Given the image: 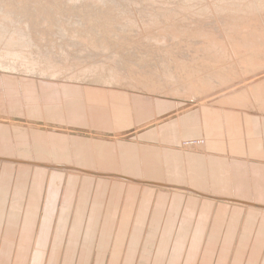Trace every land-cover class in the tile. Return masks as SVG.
I'll return each instance as SVG.
<instances>
[{"label":"crops","instance_id":"crops-1","mask_svg":"<svg viewBox=\"0 0 264 264\" xmlns=\"http://www.w3.org/2000/svg\"><path fill=\"white\" fill-rule=\"evenodd\" d=\"M0 264H264V115L0 72Z\"/></svg>","mask_w":264,"mask_h":264},{"label":"rangeland","instance_id":"rangeland-1","mask_svg":"<svg viewBox=\"0 0 264 264\" xmlns=\"http://www.w3.org/2000/svg\"><path fill=\"white\" fill-rule=\"evenodd\" d=\"M59 1L60 2H58V0H56V1L51 0V2H50V0H10V1L9 0H0V5H1L0 9L2 10V12L4 10H6L9 13L7 15V12H6V16H3L5 11L2 13V16L0 13V16H1L0 21L5 20V21H3L5 25H3L2 21L0 22L1 23L0 24V70H1L0 72H4L7 74H13V75L20 76V77L32 78V79L39 81V82H52V83L71 82V83H80V84H86V85H91V86L95 85V86L106 87V88H110V89L117 88V89H122V90H129V91L146 93V94H149V95L154 96V97H163V98H167V99H172L175 101H179L183 105L185 104L188 106H190V105H209V106H213V107H217V108L227 107V108H233V109H239V110H246V111H250V112H253V113H256L259 115H264V76H263L264 75V63H262V62H264L263 61V59H264V56H263V54H264V49H263L264 48V45H263V43H264V24H263L264 19H263V17H261L262 15L264 16V7H263L264 6V0H262V1L259 0V2H258V0H236V1L235 0H161V1L160 0H150V2H149V0H141V1L140 0H98V1L97 0H76V1L75 0H65V1L59 0ZM68 1H69V3H68ZM158 1H160L161 3L159 2L158 4H156ZM222 1H223V4L221 3ZM53 2L59 3V4H57L58 6H54V4H56V3H53ZM73 2H75L76 4ZM80 2H81V4H79ZM145 2L148 4H145ZM2 4H4L6 9L2 8V7H4V6H2ZM60 4H62V5H60ZM143 4H145V5L142 6ZM226 4H227V6H226ZM50 5H52V6H50ZM48 6H50L51 10L49 9ZM133 6H134V8H133ZM151 6L153 9H151ZM79 7H80V10L78 9ZM84 7H85V10H84ZM101 7H102V9H101ZM107 7H109V8H107ZM158 7L160 10L158 9ZM163 7H165V8H163ZM18 8H20L21 10L23 9V11H21ZM53 8H55L54 11H53ZM86 8H88L89 10H87ZM9 9H11V10L9 11ZM56 9H58V10H56ZM109 9H113V10H109ZM255 9L256 10L258 9V10L255 11ZM1 10H0V12H1ZM15 10L16 11L18 10V11L16 12ZM33 10H36V11L33 12ZM37 10H39V11H37ZM46 11H48V12H46ZM104 11H105V13H104ZM118 11L120 14L118 13ZM232 11H234V12H232ZM238 11L240 14L238 13ZM259 11H261V12H259ZM114 12L119 17H117V16L112 17V16H115ZM15 13H17V14L19 13V16H17V14H15ZM47 13H49V14H47ZM53 13H54V15H53ZM55 13H56V15H55ZM106 13L108 14L107 17L105 16ZM259 13H260V15H259ZM33 14L35 15L36 18L33 17L34 16ZM78 14H79V16H78ZM215 14H217V15H215ZM251 14H253L254 16ZM20 15L22 17H20ZM109 15H110V17H109ZM121 15H122L123 19L120 18ZM238 15H239V17H238ZM57 16H58V18H61V20L57 19ZM88 16H92V17H88ZM216 16H217V18L219 17L218 19H220L221 21L216 19L215 18ZM251 16H253L254 18H252ZM4 17L5 18L7 17V18L5 19ZM10 17H12L13 19H11ZM18 17H20V18H18ZM72 17H74V18H72ZM124 17L126 19H125V21H122V20H124ZM201 17L203 19L206 18L204 20V22H203V19ZM221 17L225 23H227V22H229V23L227 25H225V23L223 24V20L221 19ZM55 18H56V21H55ZM110 18H113V19H110ZM114 18H116V20ZM28 19H30V20H28ZM36 19L40 20V22H38V24H37L38 27L30 28L31 27V25H29V24H31L30 21L33 22V20H36ZM44 19H46V20L48 19L47 23H46V20L44 21ZM65 19L66 20L68 19L67 22ZM75 19L78 21H76ZM118 19L119 20L121 19L120 21L123 23L120 22V24H119ZM159 19H160V21H159ZM251 19H253V20H251ZM254 19H256V20H254ZM261 19H263V20H261ZM25 20L27 22L26 24L29 26H27L25 24L26 25V27H25V25H24ZM83 20H85V21H83ZM88 20H90L89 22L90 23L92 22V23L88 24V22H87ZM104 20H106V21H104ZM109 20H113L114 22L109 21ZM128 20H130V21H128ZM225 20H228V21H225ZM57 21H59L60 23ZM107 21H109L110 23ZM195 21H197L198 23ZM256 21H257V23H256ZM260 21H262V22H260ZM8 22H9V24L7 26L6 23H8ZM52 22H53V24H52ZM55 22L57 23L58 26L55 24ZM61 22H64V23L61 24ZM74 22H78L79 24L74 23ZM117 22H118V25H117ZM246 22H247V25L249 23H250L249 25H251V23H253V24L249 28V26L245 25ZM44 23H46V24H44ZM48 23H49V25L47 26ZM71 23H73V24L71 25ZM126 23L129 26H127ZM141 23H142V25H140ZM19 24H20V26H19ZM39 24H40V26H39ZM42 24H44V25H42ZM74 24H76V25H74ZM100 24H101V26H100ZM112 24H113L115 29L112 28L113 27ZM123 24L125 25V27ZM210 24L212 26L213 25L214 26L212 27ZM231 24H233L232 25L233 27H231ZM259 24H260V27H259ZM261 24H263V26H261ZM87 25H88V27H86ZM89 25H90V27H89ZM221 25H223V26H221ZM237 25L238 26L240 25V26L238 27ZM115 26L119 27L120 29L117 28L118 29V31H117ZM121 26H123V27H121ZM234 26H237V27L234 28ZM243 26L246 29H244ZM253 26H255V27H253ZM27 27H29L30 29H27ZM64 27H65V29H62ZM69 27H70V29H69ZM258 27H259V29H258ZM59 28H61V30H59ZM67 28L69 29L68 32H67ZM91 28H93V29H91ZM108 28H110V29H108ZM34 29L36 31H38V33H40L39 34L40 36L38 35L39 38L34 37V36L30 37V35L34 34V32H35ZM234 29L237 31H235ZM238 29H240V30L243 29V30L240 31ZM45 30H46L47 34H45L46 33ZM124 30H127L128 32L124 31ZM256 30H258V31H256ZM19 31L21 32V34ZM55 31H56V33H55ZM71 31H73V32L71 33ZM94 31L98 34H95ZM250 31L257 34V37H256V35L254 36L255 41L253 40L254 33L251 34ZM104 32H106V33H104ZM236 32L238 33V37L236 34H234ZM48 33H49V35H48ZM107 33H109V34L107 35ZM239 33H240V35H239ZM248 33L251 34V39L249 41L248 40L245 41L246 39H249V37H250V34H248ZM79 34H81L82 36ZM88 34H89V36H88ZM123 34H125V35H123ZM157 34H159V35H157ZM217 34L219 35V37ZM60 35H61V37H60ZM92 35H94V36H92ZM104 35H106V36L103 37ZM120 35H122V37ZM235 35H236V37H235ZM46 36H48L49 38H46ZM68 36H69V38H68ZM70 36L71 37L73 36V38H70ZM76 36L77 37L79 36V37L77 38ZM95 36H98V37H95ZM99 36H101V37H99ZM129 36H132L131 37L132 39H130ZM147 36H148L149 40H148ZM244 36L246 39L243 38ZM53 37L56 39H54ZM74 37L76 38V41H75ZM85 37L87 40L84 39ZM34 38H36V39H34ZM111 38H113V39H111ZM151 38H152V40H151ZM59 39L62 41V43ZM69 39H71V40H69ZM77 39L79 41H77ZM168 39H169V41H168ZM35 40H36V43H35ZM82 40H84V41L82 42ZM90 41H93V42L90 43ZM95 41H96V43H95ZM97 41L99 43H97ZM242 41H244V42H242ZM253 41H254V43H253ZM63 42H64V44H63ZM85 42H86V44H85ZM103 42H104V44H102ZM238 43H240V44H238ZM249 43H251V44H249ZM120 44H122V45H120ZM94 46H96L95 48H97V49H95ZM80 47L84 51L82 49H80ZM254 47H255V49H254ZM84 48H87V49H84ZM58 49H60V50L57 51ZM78 49H80V51ZM74 50H76V51H74ZM167 50H169V51H167ZM177 50L179 51V53ZM255 50L256 51L258 50V52H256ZM261 50H263L262 51L263 53L261 52ZM81 51H83V52H81ZM101 51H103V52L101 53ZM160 51H161V53H160ZM182 51L184 52V54ZM43 52H45V53H43ZM84 52L86 53V55ZM94 52H95V54H94ZM146 52H148V54ZM155 52H157V53H155ZM169 52L171 54H169ZM224 52H225V54H224ZM247 52H248V54L250 53V55H248V56H250L251 58L254 57L252 59V61H251V58L247 56ZM253 52H255V53H253ZM87 53H88V55H87ZM120 53H121V55H120ZM243 53H245V54H243ZM12 54H13V56H11ZM53 54L55 55V57ZM141 54H143L144 56ZM188 54H189V56L187 57L186 55H188ZM176 55H178V56L180 55V58H178V56H176ZM86 56L88 58H86ZM181 56H184V57H181ZM61 58H62V60H61ZM92 58H93V60H91ZM257 58H259V59H257ZM50 59H52V60H50ZM245 59H247V60H245ZM140 60H142V62ZM256 60H258V61L256 62ZM127 61H129V62H127ZM130 61H131V63H130ZM56 62H57V64H56ZM247 62H249L250 64H248ZM254 62H256V64ZM259 64H262V66H260ZM177 65H178V67H177ZM247 65L249 67L252 66V68L251 67L248 68ZM120 66H121V69H120ZM131 66H132V68H131ZM151 66H153V67H151ZM254 66H256V67L259 66L260 68H262V70L257 69ZM74 67H76V68L74 69ZM182 67H183V70H182ZM254 68H256L257 70ZM138 69H141V70H139L140 72H138ZM197 69L199 70V72ZM117 70H120L121 74ZM168 70H169V72H168ZM172 70H174V71H172ZM176 70H177V72H176ZM187 70H189V71H187ZM190 70H192V71H190ZM113 71L117 75H114ZM170 71H171V73H170ZM178 71H179V73H178ZM210 72H211V75H209ZM17 73H19V74H17ZM172 73L177 74V75L174 76V74H172ZM191 75H193V76H191ZM178 76H181L182 78L181 77L179 78ZM183 76H185V77L187 76L186 79L183 78ZM224 76H226V77H224ZM155 77H157V78H155ZM151 78H153V79H151ZM187 78L190 82L187 80ZM223 78H226V79H223ZM157 83H159V84H157ZM256 83L258 86L256 85ZM151 84H152V86H151ZM253 84H255V85H253ZM185 87H186V89H185ZM189 87L191 89H189ZM196 88H198V89H196ZM191 90H193V91H191ZM255 90H257L258 92ZM176 91H179V92H176ZM189 91H190V93H189ZM203 91H205V93ZM236 91L239 93H236V95H235ZM239 94H240L241 98H240ZM244 95L246 98L244 97ZM232 97H235V98H232ZM220 101H222V102H220ZM182 145L184 147L185 143H182Z\"/></svg>","mask_w":264,"mask_h":264},{"label":"bare ground","instance_id":"bare-ground-1","mask_svg":"<svg viewBox=\"0 0 264 264\" xmlns=\"http://www.w3.org/2000/svg\"><path fill=\"white\" fill-rule=\"evenodd\" d=\"M9 1H10V0H9ZM55 1H56V0H55ZM62 1H63V0H62ZM64 1H65V0H64ZM75 1H76V0H75ZM97 1H98V0H97ZM140 1H141V0H140ZM160 1H161V0H160ZM160 1H158L156 4H158ZM235 1H236V0H235ZM261 1H262V0H261ZM261 1H260V2H261ZM3 2H4V1H3ZM44 2H45V1H44ZM50 2H51V0H50ZM58 2H60V1L58 0ZM114 2H115V1H114ZM114 2H113V3H114ZM149 2H150V0H149ZM162 2H163V1H162ZM258 2H259V0H258ZM5 3H6V2H5ZM9 3H10V2H9ZM21 3H22V2H21ZM53 3H56V2H53ZM62 3H63V2H62ZM66 3H67V2H66ZM68 3H69V1H68ZM73 3H75V2H73ZM113 3H112V4H113ZM137 3H138V2H137ZM143 3H144V2H143ZM160 3H161V2H160ZM163 3H164V2H163ZM221 3L223 4V1H222ZM246 3H247V2H246ZM29 4H30V3H29ZM47 4H48V3H47ZM47 4H46V5H47ZM57 4H59V3L54 4V6H58ZM70 4H71V3H70ZM75 4H76V3H75ZM75 4H74V5H75ZM79 4H81V2H80ZM83 4H84V3H83ZM89 4H90V3H89ZM132 4H133V3H132ZM145 4H148V3L145 2ZM145 4H143L142 6H144ZM218 4H219V3H218ZM6 5H7V4H6ZM11 5H12V4H11ZM25 5H26V4H25ZM46 5H45V6H46ZM60 5H62V4H60ZM74 5H73V6H74ZM94 5H95V4H94ZM115 5H116V4H115ZM153 5H154V4H153ZM164 5H165V4H164ZM172 5H173V4H172ZM255 5H256V4H255ZM260 5H261V4H260ZM2 6H4V4H2ZM35 6H36V5H35ZM43 6H44V5H43ZM50 6H52V5H50ZM50 6H48V7H49V9L51 10ZM82 6H83V5H82ZM97 6H98V5H97ZM113 6H114V5H113ZM131 6H132V5H131ZM158 6H159V5H158ZM160 6H161V5H160ZM162 6H163V5H162ZM226 6H227V4H226ZM240 6H241V5H240ZM249 6H250V5H249ZM256 6H257V5H256ZM256 6H255V7H256ZM0 7H1V5H0ZM6 7H7V6H6ZM9 7H10V6H9ZM26 7H27V6H26ZM46 7H47V6H46ZM62 7H63V6H62ZM109 7H110V6H109ZM109 7H107V8H109ZM261 7H262V6H261ZM263 7H264V6H263ZM2 8H5V6L2 7ZM13 8H14V7H13ZM13 8H12V9H13ZM32 8H33V7H32ZM38 8H39V7H38ZM43 8H44V7H43ZM65 8H66V7H65ZM74 8H75V7H74ZM82 8H83V7H82ZM92 8H93V7H92ZM103 8H104V7H103ZM133 8H134V6H133ZM137 8H138V7H137ZM163 8H165V7H163ZM166 8H167V7H166ZM181 8H182V7H181ZM258 8H259V7H258ZM5 9H6V8H5ZM7 9H8V8H7ZM14 9H15V8H14ZM18 9H20V8H18ZM45 9H46V8H45ZM54 9H55V8H53V11H54ZM66 9H67V8H66ZM75 9H76V8H75ZM78 9L80 10V7H79ZM78 9H77V10H78ZM86 9L89 10L88 8H86ZM101 9H102V7H101ZM151 9H153L152 6H151ZM158 9H159V7H158ZM178 9H179V8H178ZM183 9H184V8H183ZM226 9H227V8H226ZM0 10H1V9H0ZM3 10H4V9H3ZM10 10H11V9H9V11H10ZM20 10H21V9H20ZM47 10H48V9H47ZM56 10H58V9H56ZM81 10H82V9H81ZM84 10H85V7H84ZM103 10H104V9H103ZM109 10H113V9H109ZM114 10H115V9H114ZM136 10H137V9H136ZM136 10H135V11H136ZM156 10H157V9H156ZM159 10H160V9H159ZM164 10H165V9H164ZM213 10H214V9H213ZM257 10H258V9H257ZM257 10L255 9V11H257ZM4 11H5V13L3 14V16H6V12H7V15L9 14L8 11H6V10H4ZM4 11H3V12H4ZM15 11H16V10H15ZM17 11H18V10H17ZM17 11H16V12H17ZM21 11H23V9H22ZM21 11H20V12H21ZM29 11H30V10H29ZM35 11H36V10H33V12H35ZM37 11H39V10H37ZM41 11H42V10H41ZM43 11H44V10H43ZM92 11H93V10H92ZM105 11H106V10H105ZM105 11H104V13H105ZM181 11H182V10H181ZM248 11H249V10H248ZM3 12H2V10H1V12H0V13H1V16H2V13H3ZM20 12H19V13H20ZM30 12H31V11H30ZM46 12H48V11H46ZM61 12H62V11H61ZM68 12H69V11H68ZM82 12H83V11H82ZM112 12H113V11H112ZM112 12H111V13H112ZM163 12H164V11H163ZM220 12H221V11H220ZM232 12H234V11H232ZM259 12H261V11H259ZM19 13H18V14L15 13V14H17V16H19ZM38 13H39V12H38ZM90 13H91V12H90ZM95 13H96V12H95ZM101 13H102V12H101ZM107 13H108V12H107ZM107 13H106V15H105L106 17H107V15H108ZM118 13H119V11H118ZM139 13H140V12H139ZM152 13H153V12H152ZM208 13H209V12H208ZM238 13H239V11H238ZM241 13H242V12H241ZM251 13H252V12H251ZM257 13H258V12H257ZM262 13H263V12H262ZM15 14H14V15H15ZM20 14H21V13H20ZM36 14H37V13H36ZM47 14H49V13H47ZM79 14H80V13H79ZM79 14H78V16H79ZM81 14H82V13H81ZM119 14H120V13H119ZM148 14H149V13H148ZM160 14H161V13H160ZM218 14H219V13H218ZM231 14H232V13H231ZM233 14H234V13H233ZM239 14H240V13H239ZM242 14H243V13H242ZM253 14H254V13H253ZM253 14H251V15H253ZM255 14H256V13H255ZM12 15H13V14H12ZM12 15H11V16H12ZM27 15H28V14H27ZM33 15H34V14H33ZM38 15H39V14H38ZM53 15H54V13H53ZM55 15H56V13H55ZM90 15H91V14H90ZM96 15H97V14H96ZM100 15H101V14H100ZM112 15H113V14H112ZM114 15H115V16H112V17H116V16H117V14H116L115 12H114ZM124 15H125V14H124ZM144 15H145V14H144ZM151 15H152V14H151ZM153 15H154V14H153ZM215 15H217V14H215ZM223 15H224V14H223ZM259 15H260V13H259ZM1 16H0V17H1ZM9 16H10V15H9ZM24 16H25V15H24ZM66 16H67V15H66ZM105 16H104V17H105ZM129 16H130V15H129ZM176 16H177V15H176ZM188 16H189V15H188ZM218 16H219V15H218ZM253 16H254V15H253ZM253 16H251V17L254 18ZM257 16H258V15H257ZM20 17H22V16L20 15ZM20 17H18V18H20ZM27 17H28V16H27ZM33 17L36 18L35 15H34ZM60 17H61V16H60ZM80 17H81V16H80ZM88 17H92V16H88ZM109 17H110V15H109ZM117 17H119V16H117ZM127 17H128V16H127ZM146 17H147V16H146ZM202 17H203V16H202ZM202 17H201V18H202ZM205 17H206V16H205ZM238 17H239V15H238ZM248 17H249V16H248ZM255 17H256V16H255ZM261 17H263V19H264V16H263V15H262ZM4 18H5V17H4ZM6 18H7V17H6ZM6 18H5V19H6ZM10 18L13 19L12 17H10ZM10 18H9V19H10ZM34 18H33V19H34ZM43 18H44V17H43ZM46 18H47V17H46ZM72 18H74V17H72ZM84 18H85V17H84ZM86 18H87V17H86ZM120 18H122V15H121ZM195 18H196V17H195ZM215 18L218 19L219 17L217 18V16H216ZM25 19H26V18H25ZM48 19H49V18H48ZM48 19H47V20H48ZM53 19H54V18H53ZM57 19H60V20H61V18H58V16H57ZM79 19H80V18H79ZM91 19H92V18H91ZM104 19H105V18H104ZM110 19H113V18H110ZM114 19L116 20V18H114ZM122 19H123V18H122ZM125 19H126V18L124 17V20H122V21H125ZM202 19H203V18H202ZM205 19H206V18L203 19V22H204ZM208 19H209V18H208ZM211 19H212V18H211ZM221 19H222V17H221ZM263 19H261V20H263ZM17 20H18V19H17ZM23 20H24V19H23ZM28 20H30V19H28ZM31 20H32V19H31ZM45 20H46V19H44V21H45ZM47 20H46V23H47ZM62 20H63V19H62ZM65 20H66V19H65ZM67 20H68V19H67ZM67 20H66V22H67ZM69 20H70V19H69ZM75 20H76V19H75ZM93 20H94V19H93ZM96 20H97V19H96ZM107 20H108V19H107ZM120 20H121V19H120ZM120 20L118 19L119 24H120V22H121ZM150 20H151V19H150ZM165 20H166V19H165ZM197 20H198V19H197ZM218 20H220V19H218ZM222 20H223V19H222ZM245 20H246V19H245ZM251 20H253V19H251ZM254 20H256V19H254ZM258 20H259V19H258ZM1 21H2V20H1ZM1 21H0V22H1ZM3 21H5V20H3ZM3 21H2V22H3ZM42 21H43V20H42ZM44 21H43V22H44ZM55 21H56V18H55ZM76 21H78V20H76ZM79 21H80V20H79ZM83 21H85V20H83ZM89 21H90V20L87 21L88 24L90 23ZM91 21H92V20H91ZM104 21H106V20H104ZM109 21H113V20H109ZM109 21H107V22H109ZM126 21H127V20H126ZM128 21H130V20H128ZM157 21H158V20H157ZM159 21H160V19H159ZM208 21H209V20H208ZM211 21H212V20H211ZM220 21H221V20H220ZM225 21H228V20H225ZM247 21H248V20H247ZM14 22H15V21H14ZM30 22H31V24L28 23L29 25H31L30 28H33V27L36 28V27H38L37 24H38V22H40V20L36 19V20H33V22H32V21H30ZM50 22H51V21H50ZM57 22H59V21H57ZM107 22H106V23H107ZM113 22H114V21H113ZM118 22H117V25H118ZM195 22H197V21H195ZM235 22H236V21H235ZM253 22H254V21H253ZM260 22H262V21H260ZM10 23H11V22H10ZM12 23H13V22H12ZM26 23H27V22H26V20H25L24 25H25ZM41 23H42V22H41ZM46 23H44V24H46ZM59 23H60V22H59ZM62 23H64V22H61V24H62ZM74 23L79 24L78 22H74ZM91 23H92V22H91ZM91 23H90V24H91ZM94 23H95V22H94ZM103 23H104V22H103ZM109 23H110V22H109ZM111 23H112V22H111ZM115 23H116V22H115ZM121 23H123V22H121ZM127 23H128V22H127ZM127 23H126V25H127ZM144 23H145V22H144ZM197 23H198V22H197ZM221 23H222V22H221ZM224 23H225V22H224V20H223V24H224ZM228 23H229V22L225 23V25H227ZM230 23H231V22H230ZM239 23H240V22H239ZM256 23H257V21H256ZM0 24H1V23H0ZM6 24H7V26H8L9 22L6 23ZM17 24H18V23H17ZM44 24H42V25H44ZM52 24H53V22H52ZM55 24L57 25L56 22H55ZM72 24H73V23H71V25H72ZM83 24H84V23H83ZM97 24H98V23H97ZM101 24H102V23H101ZM101 24H100V26H101ZM162 24H163V23H162ZM201 24H202V23H201ZM203 24H204V23H203ZM206 24H207V23H206ZM212 24H213V23H212ZM218 24H219V23H218ZM249 24H250V23H249ZM249 24L247 25V22H246L245 25L249 26V28H250L251 25H252L253 23H251V25H249ZM263 24H264V22H263ZM263 24H261V26H263ZM3 25H5L4 22H3ZM21 25H22V24H21ZM26 25H27V24H26ZM26 25H25V27H26ZM29 25H27V26H29ZM48 25H49V23L47 24V26H48ZM74 25H76V24H74ZM74 25H73V26H74ZM80 25H81V24H80ZM105 25H106V24H105ZM105 25H104V26H105ZM109 25H110V24H109ZM115 25H116V24H115ZM123 25H124V24H123ZM140 25H142V23H141ZM159 25H160V24H159ZM193 25H194V24H193ZM210 25H211V24H210ZM232 25H233V24H231V27H233ZM13 26H14V25H13ZM13 26H12V27H13ZM19 26H20V24H19ZM39 26H40V24H39ZM47 26H46V27H47ZM54 26H55V25H54ZM57 26H58V25H57ZM84 26H85V25H84ZM96 26H97V25H96ZM106 26H107V25H106ZM112 26H113V24H112ZM112 26H111V27H112ZM127 26H129V25H127ZM144 26H145V25H144ZM211 26H212V25H211ZM213 26H214V25H213ZM213 26H212V27H213ZM221 26H223V25H221ZM221 26H220V27H221ZM229 26H230V25H229ZM237 26H238V25H237ZM237 26H234V28L237 27ZM239 26H240V25H239ZM239 26H238V27H239ZM257 26H258V25H257ZM86 27H88V25H87ZM89 27H90V25H89ZM91 27H92V26H91ZM93 27H94V26H93ZM115 27H116V26H115ZM121 27H123V26H121ZM124 27H125V25H124ZM245 27H246V26H245ZM253 27H255V26H253ZM259 27H260V24H259ZM259 27H258V29H259ZM18 28H19V27H18ZM30 28L27 27V29H30ZM53 28H54V27H53ZM57 28H58V27H57ZM82 28H83V27H82ZM102 28H103V27H102ZM106 28H107V27H106ZM112 28H114V26H113ZM117 28H119V27H116V30L118 31ZM166 28H167V27H166ZM178 28H179V27H178ZM243 28H244V26H243ZM247 28H248V27H247ZM256 28H257V27H256ZM256 28H255V29H256ZM14 29H15V28H14ZM25 29H26V28H25ZM25 29H24V30H25ZM27 29H26V30H27ZM62 29H65V27L62 28ZM69 29H70V27H69ZM69 29L67 28V32H68ZM91 29H93V28H91ZM94 29H95V28H94ZM108 29H110V28H108ZM114 29H115V28H114ZM114 29H113V30H114ZM119 29H120V28H119ZM122 29H123V28H122ZM136 29H137V28H136ZM148 29H149V28H148ZM168 29H169V28H168ZM232 29H233V28H232ZM236 29H237V28H236ZM244 29H246V28H244ZM255 29H254V30H255ZM17 30H18V29H17ZM31 30H32V29H31ZM34 30H35V29H34ZM42 30H43V29H42ZM59 30H61V28H59ZM79 30H80V29H79ZM97 30H98V29H97ZM104 30H105V29H104ZM157 30H158V29H157ZM164 30H165V29H164ZM234 30H235V29H234ZM238 30H240V29H238ZM242 30H243V29H242ZM242 30H240V31H242ZM251 30H252V29H251ZM254 30H253V31H254ZM15 31H16V30H15ZM47 31H48V30H47ZM63 31H64V30H63ZM63 31H62V32H63ZM65 31H66V30H65ZM95 31H96V30H95ZM95 31H94V32H95ZM105 31H106V30H105ZM124 31H127V30H124ZM143 31H144V30H143ZM160 31H161V30H160ZM235 31H237V30H235ZM256 31H258V30H256ZM19 32H20V31H19ZM30 32H31V31H30ZM45 32H46V30H45ZM53 32H54V31H53ZM72 32H73V31H71V33H72ZM127 32H128V31H127ZM135 32H136V31H135ZM173 32H174V31H173ZM238 32H239V31H238ZM243 32H244V31H243ZM248 32H249V31H248ZM250 32H251V31H250ZM254 32H255V31H254ZM254 32H251V34H253ZM16 33H17V32H16ZM16 33H15V34H16ZM55 33H56V31H55ZM57 33H58V32H57ZM63 33H64V32H63ZM74 33H75V32H74ZM80 33H81V32H80ZM104 33H106V32H104ZM226 33H227V32H226ZM241 33H242V32H241ZM259 33H260V32H259ZM20 34H21V32H20ZM26 34H27V33H26ZM32 34H33V33H32ZM39 34H40V33H38V31L35 30L34 34H33V35H30V37H31V36L38 37ZM42 34H43V33H42ZM45 34H47V32H46ZM69 34H70V33H69ZM76 34H77V33H76ZM86 34H87V33H86ZM95 34H98V33L95 32ZM108 34H109V33H107V35H108ZM120 34H121V33H120ZM126 34H127V33H126ZM234 34H236L237 37H238V33H237V32L234 33ZM248 34H250V33H248ZM251 34H250L249 39H246L245 36L243 37V38L246 39L245 41H247V40L249 41V40L251 39ZM48 35H49V33H48ZM61 35H62V34H61ZM61 35H60V37H61ZM71 35H72V34H71ZM74 35H75V34H74ZM79 35H81V34H79ZM123 35H125V34H123ZM157 35H159V34H157ZM176 35H177V34H176ZM200 35H201V34H200ZM208 35H209V34H208ZM217 35H218V34H217ZM236 35H235V37H236ZM239 35H240V33H239ZM243 35H244V34H243ZM243 35H242V36H243ZM255 35H256V37H257V34L254 33V35H253V40H254V36H255ZM8 36H9V35H8ZM27 36H28V35H27ZM39 36H40V35H39ZM63 36H64V35H63ZM63 36H62V37H63ZM65 36H66V35H65ZM81 36H82V35H81ZM81 36H80V37H81ZM88 36H89V34H88ZM92 36H94V35H92ZM101 36H102V35H101ZM101 36H99V37H101ZM105 36H106V35H104L103 37H105ZM118 36H119V35H118ZM120 36L122 37V35H120ZM170 36H171V35H170ZM229 36H230V35H229ZM242 36H241V37H242ZM76 37H77V36H76ZM78 37H79V36H78ZM78 37H77V38H78ZM86 37H87V36H86ZM86 37H85L84 39H86ZM95 37H98V36H95ZM107 37H108V36H107ZM112 37H113V36H112ZM129 37H130V39H132V38H131L132 36H129ZM151 37H152V36H151ZM199 37H200V36H199ZM218 37H219V35H218ZM230 37H231V36H230ZM259 37H260V36H259ZM38 38H39V37H38ZM43 38H44V37H43ZM46 38H49V37L46 36ZM50 38H51V37H50ZM53 38H54V37H53ZM66 38H67V37H66ZM68 38H69V36H68ZM70 38H73V36H72V37L70 36ZM74 38H75V37H74ZM88 38H89V37H88ZM109 38H110V37H109ZM135 38H136V37H135ZM147 38H148V36H147ZM152 38H153V37H152ZM152 38H151V40H152ZM158 38H159V37H158ZM166 38H167V37H166ZM202 38H203V37H202ZM224 38H225V37H224ZM228 38H229V37H228ZM228 38H227V39H228ZM233 38H234V37H233ZM9 39H10V38H9ZM34 39H36V38H34ZM40 39H41V38H40ZM54 39H56V38H54ZM64 39H65V38H64ZM95 39H96V38H95ZM102 39H103V38H102ZM111 39H113V38H111ZM124 39H125V38H124ZM163 39H164V38H163ZM237 39H238V38H237ZM256 39H257V38H256ZM17 40H18V39H17ZM43 40H44V39H43ZM47 40H48V39H47ZM59 40H60V39H59ZM69 40H71V39H69ZM69 40H68V41H69ZM80 40H81V39H80ZM86 40H87V39H86ZM97 40H98V39H97ZM99 40H100V39H99ZM109 40H110V39H109ZM109 40H108V41H109ZM148 40H149V38H148ZM191 40H192V39H191ZM230 40H231V39H230ZM239 40H240V39H239ZM243 40H244V39H243ZM260 40H261V39H260ZM12 41H13V40H12ZM32 41H33V40H32ZM32 41H31V42H32ZM37 41H38V40H37ZM39 41H40V40H39ZM48 41H49V40H48ZM60 41H61V40H60ZM75 41H76V38H75ZM77 41H79V40L77 39ZM83 41H84V40H82V42H83ZM93 41H94V40H93ZM93 41H90V43L93 42ZM121 41H122V40H121ZM123 41H124V40H123ZM125 41H126V40H125ZM137 41H138V40H137ZM168 41H169V39H168ZM204 41H205V40H204ZM254 41H255V40H254ZM254 41H253V43H254ZM10 42H11V41H10ZM20 42H21V41H20ZM49 42H50V41H49ZM58 42H59V41H58ZM100 42H101V41H100ZM114 42H115V41H114ZM119 42H120V41H119ZM133 42H134V41H133ZM164 42H165V41H164ZM240 42H241V41H240ZM242 42H244V41H242ZM258 42H259V41H258ZM16 43H17V42H16ZM29 43H30V42H29ZM35 43H36V40H35ZM52 43H53V42H52ZM54 43H55V42H54ZM61 43H62V41H61ZM67 43H68V42H67ZM70 43H71V42H70ZM73 43H74V42H73ZM90 43H89V44H90ZM95 43H96V41H95ZM95 43H94V44H95ZM97 43H99V42L97 41ZM112 43H113V42H112ZM120 43H121V42H120ZM170 43H171V42H170ZM251 43H252V42H251ZM251 43H249V44H251ZM17 44H18V43H17ZM32 44H33V43H32ZM49 44H50V43H49ZM63 44H64V42H63ZM85 44H86V42H85ZM102 44H104V42H103ZM102 44H101V45H102ZM105 44H106V43H105ZM148 44H149V43H148ZM151 44H152V43H151ZM238 44H240V43H238ZM238 44H237V45H238ZM21 45H22V44H21ZM26 45H27V44H26ZM45 45H46V44H45ZM57 45H58V44H57ZM60 45H61V44H60ZM71 45H72V44H71ZM90 45H91V44H90ZM90 45H89V46H90ZM98 45H99V44H98ZM120 45H122V44H120ZM123 45H124V44H123ZM130 45H131V44H130ZM232 45H233V44H232ZM234 45H235V44H234ZM256 45H257V44H256ZM258 45H259V44H258ZM263 45H264V43H263ZM15 46H16V45H15ZM17 46H18V45H17ZM28 46H29V45H28ZM48 46H49V45H48ZM103 46H104V45H103ZM174 46H175V45H174ZM178 46H179V45H178ZM250 46H251V45H250ZM7 47H8V46H7ZM46 47H47V46H46ZM46 47H45V48H46ZM63 47H64V46H63ZM70 47H71V46H70ZM91 47H92V46H91ZM95 47H96V46H94V48H95ZM105 47H106V46H105ZM112 47H113V46H112ZM125 47H126V46H125ZM239 47H240V46H239ZM256 47H257V46H256ZM258 47H259V46H258ZM11 48H12V47H11ZM11 48H10V49H11ZM32 48H33V47H32ZM60 48H61V47H60ZM71 48H72V47H71ZM99 48H100V47H99ZM151 48H152V47H151ZM174 48H175V47H174ZM179 48H180V47H179ZM213 48H214V47H213ZM245 48H246V47H245ZM17 49H18V48H17ZM55 49H56V48H55ZM61 49H62V48H61ZM76 49H77V48H76ZM80 49H82V48L80 47ZM80 49H78V50L80 51ZM84 49H87V48H84ZM90 49H91V48H90ZM95 49H97V48H95ZM100 49H101V48H100ZM127 49H128V48H127ZM131 49H132V48H131ZM235 49H236V48H235ZM254 49H255V47H254ZM263 49H264V48H263ZM7 50H8V49H7ZM31 50H32V49H31ZM37 50H38V49H37ZM39 50H40V49H39ZM45 50H46V49H45ZM59 50H60V49H58L57 51H59ZM82 50H83V49H82ZM247 50H248V49H247ZM251 50H252V49H251ZM11 51H12V50H11ZM51 51H52V50H51ZM53 51H54V50H53ZM74 51H76V50H74ZM83 51H84V50H83ZM83 51H81V52H83ZM92 51H93V50H92ZM167 51H169V50H167ZM167 51H166V52H167ZM177 51H178V50H177ZM223 51H224V50H223ZM236 51H237V50H236ZM253 51H254V50H253ZM255 51H256V50H255ZM262 51H263V50H261V52H262ZM48 52H49V51H48ZM77 52H78V51H77ZM102 52H103V51H101V53H102ZM133 52H134V51H133ZM143 52H144V51H143ZM149 52H150V51H149ZM182 52H183V51H182ZM182 52H181V53H182ZM239 52H240V51H239ZM249 52H250V51H249ZM256 52H258V50H257ZM37 53H38V52H37ZM43 53H45V52H43ZM53 53H54V52H53ZM70 53H71V52H70ZM84 53H85V52H84ZM91 53H92V52H91ZM122 53H123V52H122ZM129 53H130V52H129ZM139 53H140V52H139ZM139 53H138V54H139ZM146 53L148 54V52H146ZM155 53H157V52H155ZM160 53H161V51H160ZM178 53H179V51H178ZM251 53H252V52H251ZM253 53H255V52H253ZM262 53H263V52H262ZM5 54H6V53H5ZM57 54H58V53H57ZM94 54H95V52H94ZM98 54H99V53H98ZM123 54H124V53H123ZM135 54H136V53H135ZM169 54H171V53L169 52ZM174 54H175V53H174ZM176 54H177V53H176ZM183 54H184V52H183ZM183 54H182V55H183ZM199 54H200V53H199ZM224 54H225V52H224ZM241 54H242V53H241ZM243 54H245V53H243ZM260 54H261V53H260ZM16 55H17V54H16ZM53 55H54V54H53ZM65 55H66V54H65ZM85 55H86V53H85ZM87 55H88V53H87ZM99 55H100V54H99ZM120 55H121V53H120ZM141 55H143V54H141ZM151 55H152V54H151ZM193 55H194V54H193ZM248 55H250V53L248 54V52H247V56H248ZM256 55H257V54H256ZM11 56H13V54H12ZM14 56H15V55H14ZM19 56H20V55H19ZM50 56H51V55H50ZM69 56H70V55H69ZM94 56H95V55H94ZM117 56H118V55H117ZM124 56H125V55H124ZM143 56H144V55H143ZM173 56H174V55H173ZM176 56H178V55H176ZM186 56L188 57L189 54L186 55ZM190 56H191V55H190ZM237 56H238V55H237ZM251 56H252V55H251ZM263 56H264V54H263ZM54 57H55V55H54ZM57 57H58V56H57ZM96 57H97V56H96ZM148 57H149V56H148ZM158 57H159V56H158ZM162 57H163V56H162ZM174 57H175V56H174ZM181 57H184V56H181ZM218 57H219V56H218ZM248 57H250V56H248ZM248 57H247V58H248ZM13 58H14V57H13ZM16 58H17V57H16ZM18 58H19V57H18ZM35 58H36V57H35ZM37 58H38V57H37ZM81 58H82V57H81ZM86 58H88V57L86 56ZM104 58H105V57H104ZM115 58H116V57H115ZM119 58H120V57H119ZM178 58H180V55L178 56ZM215 58H216V57H215ZM250 58H251V57H250ZM253 58H254V57H253ZM253 58H251V61H252ZM255 58H256V57H255ZM56 59H57V58H56ZM83 59H84V58H83ZM102 59H103V58H102ZM142 59H143V58H142ZM182 59H183V58H182ZM257 59H259V58H257ZM44 60H45V59H44ZM47 60H48V59H47ZM50 60H52V59H50ZM61 60H62V58H61ZM91 60H93V58H92ZM106 60H107V59H106ZM111 60H112V59H111ZM122 60H123V59H122ZM132 60H133V59H132ZM243 60H244V59H243ZM245 60H247V59H245ZM48 61H49V60H48ZM140 61L142 62V60H140ZM147 61H148V60H147ZM147 61H146V62H147ZM176 61H177V60H176ZM188 61H189V60H188ZM248 61H249V60H248ZM253 61H254V60H253ZM257 61H258V60H256V62H257ZM260 61H261V60H260ZM263 61H264V59H263ZM6 62H7V61H6ZM17 62H18V61H17ZM22 62H23V61H22ZM38 62H39V61H38ZM49 62H50V61H49ZM86 62H87V61H86ZM116 62H117V61H116ZM127 62H129V61H127ZM243 62H244V61H243ZM256 62H254V63L256 64ZM52 63H53V62H52ZM60 63H61V62H60ZM69 63H70V62H69ZM113 63H114V62H113ZM130 63H131V61H130ZM133 63H134V62H133ZM247 63L250 64L249 62H247ZM259 63H260V62H259ZM262 63H264V62H262ZM26 64H27V63H26ZM56 64H57V62H56ZM105 64H106V63H105ZM138 64H139V63H138ZM142 64H143V63H142ZM147 64H148V63H147ZM152 64H153V63H152ZM156 64H157V63H156ZM116 65H117V64H116ZM148 65H149V64H148ZM214 65H215V64H214ZM244 65H245V64H244ZM251 65H252V64H251ZM253 65H254V64H253ZM259 65L262 66V64H259ZM38 66H39V65H38ZM61 66H62V65H61ZM169 66H170V65H169ZM231 66H232V65H231ZM2 67H3V66H2ZM48 67H49V66H48ZM118 67H119V66H118ZM123 67H124V66H123ZM123 67H122V68H123ZM134 67H135V66H134ZM140 67H141V66H140ZM140 67H139V68H140ZM151 67H153V66H151ZM163 67H164V66H163ZM165 67H166V66H165ZM175 67H176V66H175ZM177 67H178V65H177ZM205 67H206V66H205ZM247 67H248V68H250V67L252 68V66L249 67L248 65H247ZM254 67H256V66H254ZM30 68H31V67H30ZM72 68H73V67H72ZM75 68H76V67H74V69H75ZM131 68H132V66H131ZM142 68H143V67H142ZM142 68H141V69H142ZM244 68H245V67H244ZM256 68L262 70V68H260L259 66H257ZM256 68H254V69H256ZM44 69H45V68H44ZM83 69H84V68H83ZM101 69H102V68H101ZM120 69H121V66H120ZM125 69H126V68H125ZM129 69H130V68H129ZM141 69H138V72H140L139 70H141ZM155 69H156V68H155ZM155 69H154V70H155ZM167 69H168V68H167ZM180 69H181V68H180ZM188 69H189V68H188ZM190 69H191V68H190ZM199 69H200V68H199ZM207 69H208V68H207ZM257 69H256V70H257ZM8 70H9V69H8ZM48 70H49V69H48ZM84 70H85V69H84ZM114 70H115V69H114ZM135 70H136V69H135ZM146 70H147V69H146ZM151 70H152V69H151ZM182 70H183V67H182ZM197 70H198V69H197ZM229 70H230V69H229ZM243 70H244V69H243ZM256 70H255V71H256ZM0 71H1V70H0ZM73 71H74V70H73ZM86 71H87V70H86ZM86 71H85V72H86ZM100 71H101V70H100ZM117 71H119V73H120V70H117ZM172 71H174V70H172ZM180 71H181V70H180ZM187 71H189V70H187ZM190 71H192V70H190ZM203 71H204V70H203ZM224 71H225V70H224ZM244 71H245V70H244ZM252 71H253V70H252ZM50 72H51V71H50ZM113 72H114V71H113ZM168 72H169V70H168ZM168 72H167V73H168ZM176 72H177V70H176ZM184 72H185V71H184ZM198 72H199V70H198ZM230 72H231V71H230ZM233 72H234V71H233ZM236 72H237V71H236ZM259 72H260V71H259ZM262 72H263V71H262ZM1 73H4V72H1ZM42 73H43V72H42ZM97 73H98V72H97ZM105 73H106V72H105ZM133 73H134V72H133ZM143 73H144V72H143ZM170 73H171V71H170ZM178 73H179V71H178ZM186 73H187V72H186ZM200 73H201V72H200ZM231 73H232V72H231ZM234 73H235V72H234ZM17 74H19V73H17ZM83 74H84V73H83ZM120 74H121V73H120ZM126 74H127V73H126ZM130 74H131V73H130ZM140 74H141V73H140ZM164 74H165V73H164ZM172 74H174V73H172ZM180 74H181V73H180ZM180 74H179V75H180ZM182 74H183V73H182ZM238 74H239V73H238ZM84 75H85V74H84ZM114 75H117V74L114 72ZM131 75H132V74H131ZM161 75H162V74H161ZM176 75H177V74H174V76H176ZM188 75H189V74H188ZM201 75H202V74H201ZM206 75H207V74H206ZM209 75H211V72H210ZM220 75H221V74H220ZM232 75H233V74H232ZM112 76H113V75H112ZM141 76H142V75H141ZM143 76H144V75H143ZM146 76H147V75H146ZM181 76H182V75H181ZM181 76H178V77L180 78ZM191 76H193V75H191ZM214 76H215V75H214ZM237 76H238V75H237ZM245 76H246V75H245ZM263 76H264V75H263ZM40 77H41V76H40ZM114 77H115V76H114ZM126 77H127V76H126ZM168 77H169V76H168ZM170 77H171V76H170ZM178 77H177V78H178ZM186 77H187V76H186ZM186 77L183 76V78H185V79H186ZM224 77H226V76H224ZM108 78H109V77H108ZM108 78H107V79H108ZM111 78H112V77H111ZM115 78H116V77H115ZM139 78H140V77H139ZM155 78H157V77H155ZM174 78H175V77H174ZM181 78H182V77H181ZM188 78H189V77H188ZM188 78H187V80H188ZM195 78H196V77H195ZM207 78H208V77H207ZM210 78H211V77H210ZM236 78H237V77H236ZM261 78H262V77H261ZM151 79H153V78H151ZM158 79H159V78H158ZM223 79H226V78H223ZM254 79H255V78H254ZM176 80H177V79H176ZM187 80H186V81H187ZM228 80H229V79H228ZM234 80H235V79H234ZM46 81H47V80H46ZM51 81H52V80H51ZM108 81H109V80H108ZM159 81H160V80H159ZM172 81H173V80H172ZM172 81H171V82H172ZM188 81H189V80H188ZM191 81H192V80H191ZM193 81H194V80H193ZM203 81H204V80H203ZM205 81H206V80H205ZM223 81H224V80H223ZM223 81H222V82H223ZM232 81H233V80H232ZM155 82H156V81H155ZM189 82H190V81H189ZM195 82H196V81H195ZM143 83H144V82H143ZM161 83H162V82H161ZM157 84H159V83H157ZM177 84H178V83H177ZM147 85H148V84H147ZM169 85H170V84H169ZM169 85H168V86H169ZM172 85H173V84H172ZM216 85H217V84H216ZM253 85H255V84H253ZM256 85H257V83H256ZM151 86H152V84H151ZM160 86H161V85H160ZM257 86H258V85H257ZM261 86H262V85H261ZM177 87H178V86H177ZM194 87H195V86H194ZM202 87H203V86H202ZM211 87H212V86H211ZM254 87H255V86H254ZM167 88H168V87H167ZM199 88H200V87H199ZM203 88H204V87H203ZM231 88H232V87H231ZM256 88H257V87H256ZM256 88H255V89H256ZM185 89H186V87H185ZM189 89H191V88L189 87ZM196 89H198V88H196ZM259 89H260V88H259ZM247 90H248V89H247ZM169 91H170V90H169ZM180 91H181V90H180ZM191 91H193V90H191ZM197 91H198V90H197ZM199 91H200V90H199ZM240 91H241V90H240ZM250 91H251V90H250ZM255 91H257V90H255ZM176 92H179V91H176ZM200 92H201V91H200ZM203 92L205 93V91H203ZM257 92H258V91H257ZM189 93H190V91H189ZM236 93H239V92L236 91V92H235V95H236ZM240 93H241V92H240ZM248 93H249V92H248ZM255 93H256V92H255ZM231 94H232V93H231ZM244 94H245V93H244ZM251 94H252V93H251ZM187 95H188V94H187ZM241 95H242V94H241ZM193 96H194V95H193ZM232 96H233V95H232ZM239 96H240V94H239ZM212 97H213V96H212ZM228 97H229V96H228ZM236 97H237V96H236ZM244 97H245V95H244ZM223 98H224V97H223ZM229 98H230V97H229ZM232 98H235V97H232ZM240 98H241V96H240ZM242 98H243V97H242ZM245 98H246V97H245ZM245 98H244V99H245ZM260 98H261V97H260ZM248 99H249V98H248ZM262 99H263V98H262ZM228 100H229V99H228ZM236 100H237V99H236ZM238 100H239V99H238ZM240 100H241V99H240ZM241 101H242V100H241ZM248 101H249V100H248ZM220 102H222V101H220ZM225 102H226V101H225ZM245 102H246V101H245ZM235 104H236V103H235ZM246 104H247V103H246ZM202 145H203V141H202V140H199V141H195V142H186L184 147H185V148H193V147H202ZM183 149H184V148H183ZM188 151H189V150H188ZM193 151H194V150H193Z\"/></svg>","mask_w":264,"mask_h":264}]
</instances>
